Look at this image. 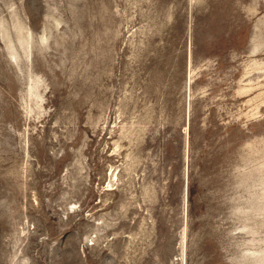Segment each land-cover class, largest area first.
Masks as SVG:
<instances>
[{
    "label": "rangeland",
    "instance_id": "obj_1",
    "mask_svg": "<svg viewBox=\"0 0 264 264\" xmlns=\"http://www.w3.org/2000/svg\"><path fill=\"white\" fill-rule=\"evenodd\" d=\"M0 264H264V0H0Z\"/></svg>",
    "mask_w": 264,
    "mask_h": 264
}]
</instances>
